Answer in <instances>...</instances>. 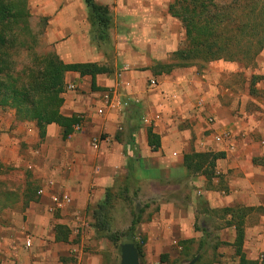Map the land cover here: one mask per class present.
Listing matches in <instances>:
<instances>
[{
  "label": "crops",
  "instance_id": "crops-1",
  "mask_svg": "<svg viewBox=\"0 0 264 264\" xmlns=\"http://www.w3.org/2000/svg\"><path fill=\"white\" fill-rule=\"evenodd\" d=\"M85 5V0H64L55 8L58 14L51 26L76 30V37L62 45L58 54L66 64L105 66L86 38L88 24L83 25L89 12L84 15ZM178 49L142 59L137 70L131 69V59L117 62L110 73L96 76L98 91H92L91 76L67 72L61 113L81 118L80 130L67 140L56 124L49 125L41 139L34 122L18 121L15 111L0 109V162L15 168L28 166L37 189L36 200L25 211H7L17 227L1 232V264H100L99 255L85 250L102 248L109 240L98 225L84 231L92 219L89 216L87 223L80 215L89 205L103 204L107 190L121 175L124 179L133 175L139 187L157 185L166 196L161 204L171 216L164 217L163 210L162 221L156 224L163 229L158 247L171 227L183 228L184 214L195 219L200 205L215 213L238 207L258 210V237H264V50L253 68L216 61L203 69L189 66L156 74L157 66L169 64L167 59ZM253 77L259 78L254 84ZM152 80L156 87L151 86ZM71 85L76 88L70 89ZM108 95L110 104L105 100ZM201 97L205 107L197 110ZM99 109L104 115L97 114ZM254 110L259 117L251 113ZM208 116L215 118L214 126L208 125ZM151 128L159 138L156 150L149 146ZM214 132H230L231 140L217 143ZM94 137L102 139L99 150L91 145ZM229 143L235 145L234 151L228 149ZM193 154L220 155L214 175L189 169L185 158ZM184 189L189 195L187 207L178 205ZM61 193L72 198V205L51 212L52 196ZM71 223L79 227L80 244L72 240L76 235L70 233L72 229L67 242L56 240V227L72 228ZM154 236L150 232L149 240ZM28 238L31 248L26 247Z\"/></svg>",
  "mask_w": 264,
  "mask_h": 264
},
{
  "label": "rangeland",
  "instance_id": "rangeland-1",
  "mask_svg": "<svg viewBox=\"0 0 264 264\" xmlns=\"http://www.w3.org/2000/svg\"><path fill=\"white\" fill-rule=\"evenodd\" d=\"M60 2L64 3V0H26L27 23L32 36L24 40L27 44L36 41L34 51L39 55L50 52L58 54L62 45L76 37V30L61 28L60 24L51 26V20L58 14L55 8ZM99 2L110 7L112 24L108 31V41L101 42L97 39L98 30L96 26L92 24L90 26L89 13L85 17L88 22L83 26L88 24L86 38L95 48V53L99 54L100 62L109 69L115 68L117 62L131 59V69L137 70L141 68L139 61L142 59H148L153 56L152 54L158 58L162 55V51L165 52L170 48L178 49L185 44V31L181 22L172 18L168 13L173 0H99ZM87 12L89 11L85 5L84 15ZM30 56L29 51L25 52L22 59L30 61ZM169 60L170 58L167 62ZM232 83H237V80L232 79ZM247 83L249 84V81ZM256 111H251V113L259 117V112ZM4 167L5 171L0 176V180L8 189L17 192L21 199L29 185L36 186V181L28 166L15 168L4 165ZM143 185L145 183L139 187L133 175L127 179L121 175L117 178L114 187L107 190L111 192V198L106 209H98L99 205H89L87 210L80 215L84 219L86 217L87 223H89L87 220L89 216L92 219L90 224L83 227L84 231L91 232L92 227L96 228L93 218L97 213L100 218V223L98 222L100 232L103 231L104 236L108 235L107 227H103L104 222L110 234L118 237L116 243L109 241L102 248L90 246L84 249L89 254L99 255L100 264H121L120 245L124 241L122 236L128 233L134 218H140L135 239L136 243L141 246L142 264H187L196 257L199 258L197 264H240V258L236 255L234 248L237 232L235 227L230 225L231 216L227 215L225 210L211 212V208L207 205L199 206L195 219L192 215L184 214L181 222L184 225L183 228L179 230L171 227L167 238L163 240L162 247H158L159 236L163 229L161 230V226L156 224L160 225L162 212L166 211L161 204L163 197L166 196L161 193V188L157 185L148 186V188H143ZM180 194L178 205L187 207L189 201L187 190H182ZM22 202L23 200L16 207L0 214V242L3 228L11 227V225L14 228L17 227L12 221L15 217L9 216L7 211H25ZM256 212L259 211L246 213L243 251L249 261L261 263L264 258V246L258 247L256 244H264V237L259 238L261 234L258 232V227L261 221ZM59 216L61 215H55L56 218ZM170 216L171 212L167 210L164 217ZM262 225L264 226V223ZM69 226H73L68 227V230L72 229L70 233L74 232V223ZM150 232L155 235L151 240H149ZM192 232L195 233L193 237L190 236ZM75 236L72 235V240L75 244H80L81 236Z\"/></svg>",
  "mask_w": 264,
  "mask_h": 264
},
{
  "label": "trees",
  "instance_id": "trees-1",
  "mask_svg": "<svg viewBox=\"0 0 264 264\" xmlns=\"http://www.w3.org/2000/svg\"><path fill=\"white\" fill-rule=\"evenodd\" d=\"M92 26H96L101 42L108 41V31L112 24L110 9L96 0H85ZM169 15L181 22L185 31V44L175 51L169 64L158 65L156 74L170 73L176 68L197 66L200 69L216 61L237 63L245 68H253L264 50V0H173ZM26 0H0V109L13 110L18 121L34 122L39 136L44 139L47 127L56 124L63 129L62 138L67 140L81 125L78 115L65 117L61 113L64 104L65 74L77 72L81 76L92 77V91H98L96 76L111 70L96 63L66 64L56 52L39 55L34 50L36 41L27 44L31 37L28 26ZM31 60L22 59L25 52ZM259 78L253 77L252 84ZM149 146L159 147V138L149 129ZM220 155L193 154L186 156V164L194 173L207 177L214 175V163ZM5 167L0 162V176ZM37 189L28 186L20 195L6 187L0 180V214L16 207L22 200L25 208L36 200ZM111 192L107 191L104 203L97 208L104 210L110 204ZM250 208L226 209L237 232L234 248L240 264H264L249 261L243 251L245 241V216ZM99 213V212H98ZM100 214V213H99ZM99 216L95 215V226ZM140 218H134L128 233L122 236V244L135 243L142 264L141 246L136 243V228ZM101 225V224H100ZM102 227V226H101ZM107 239L116 243L117 236L110 234ZM99 228V227H98ZM57 241H68V229L56 227ZM121 244V245H122ZM120 245V248H121ZM121 251V250H120ZM1 264V254H0Z\"/></svg>",
  "mask_w": 264,
  "mask_h": 264
},
{
  "label": "built area",
  "instance_id": "built-area-1",
  "mask_svg": "<svg viewBox=\"0 0 264 264\" xmlns=\"http://www.w3.org/2000/svg\"><path fill=\"white\" fill-rule=\"evenodd\" d=\"M151 86L152 87H156L157 86V82L156 80H152L151 81ZM76 87L74 85L70 86V89L74 90ZM112 93V91H111ZM111 93H109L111 95ZM114 93V92H113ZM105 100L107 102V104H110V96H106ZM205 107V99L203 97H201L200 99H198V101L195 104V108L197 110H203V108ZM104 110L103 109H99L97 110V114L99 116L104 115ZM215 118L213 116H208L207 118V123L209 126H214L215 125ZM75 130H80V125L75 127ZM215 131V130H214ZM214 140L217 143H221L224 144L226 142H229L231 140V133L230 132H214ZM101 137H94L91 141V145L95 150H99L100 145H101ZM264 145V142L262 143ZM228 149L230 151H234L235 150V145L233 144H228ZM52 202H53V206L51 207L50 211L54 212L58 209H62L65 206H70L73 203L72 198L66 194V193H61V194H57V195H53L52 196ZM80 223H82L81 221H79ZM85 227V226H84ZM74 233L76 235H78L79 233V227H76ZM26 247L27 248H31L32 247V239L28 238L26 241Z\"/></svg>",
  "mask_w": 264,
  "mask_h": 264
},
{
  "label": "water",
  "instance_id": "water-1",
  "mask_svg": "<svg viewBox=\"0 0 264 264\" xmlns=\"http://www.w3.org/2000/svg\"><path fill=\"white\" fill-rule=\"evenodd\" d=\"M198 257L187 264H197ZM121 264H141L140 254L135 243L121 245Z\"/></svg>",
  "mask_w": 264,
  "mask_h": 264
}]
</instances>
